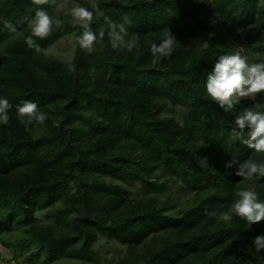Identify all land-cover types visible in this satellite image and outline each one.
Wrapping results in <instances>:
<instances>
[{
	"label": "trees",
	"instance_id": "trees-1",
	"mask_svg": "<svg viewBox=\"0 0 264 264\" xmlns=\"http://www.w3.org/2000/svg\"><path fill=\"white\" fill-rule=\"evenodd\" d=\"M92 2L103 13L91 24L94 50L77 42L70 60L49 52L81 35L72 3L92 11ZM38 7L63 21L47 39L33 37L39 52L25 43L27 22L17 23ZM125 16L126 39L139 37L132 52L110 42L109 21ZM0 18L17 27L0 22V98L12 105L0 124V264H20L22 253L8 259L16 243L30 246L25 264H264L252 243L264 221L218 219L239 190L264 202V177L225 167L264 163L232 135L245 108L264 111V94L225 111L205 88L222 55L264 63V0H0ZM169 31L174 51L154 55ZM25 100L47 114L43 125L17 119ZM100 237L119 243L111 255L95 248Z\"/></svg>",
	"mask_w": 264,
	"mask_h": 264
},
{
	"label": "clouds",
	"instance_id": "clouds-1",
	"mask_svg": "<svg viewBox=\"0 0 264 264\" xmlns=\"http://www.w3.org/2000/svg\"><path fill=\"white\" fill-rule=\"evenodd\" d=\"M150 2V0H149ZM31 3L37 6H43L55 3V0H31ZM92 11L87 7L78 6L71 10L73 23L79 25L82 29L81 35L77 42L79 47L88 53L94 50L98 36L92 30L91 24L96 15H103L97 3L92 2ZM27 22L31 35L25 40V43L34 48L37 52L41 51L40 46L33 40L36 37L39 40L47 39L52 35L53 28L60 29L63 27V21L53 18L43 8L38 7L32 17H23L17 23ZM4 27L9 32H17L15 24L2 20ZM131 21L128 17H123L122 23L109 21L110 25V42L112 49L116 51L126 50L132 52L139 47V37L126 39L128 37L127 24ZM212 35L211 33L209 34ZM104 36L103 30L99 33V38ZM178 41L168 32V35L158 45L153 43L151 51L154 55L161 57L170 56L174 51V46ZM73 70V69H70ZM206 92L215 102L225 111H231L234 105L240 103L242 99L249 98L255 101L257 95L264 94V63L249 62L246 55L241 51H237L231 55H222L218 58L212 71L208 74L206 84ZM12 105L6 98H0V124L7 125L9 123V111ZM17 119L22 124L43 125L48 116L40 111L37 104L25 100L16 108ZM247 129V138H244ZM232 135L240 139L247 147L253 149L256 153L264 154V111L257 110L255 104L251 108H245L243 112L235 119V128L232 129ZM233 164L237 165L235 175L242 177L244 180L253 181L257 178L264 177V163H257L253 160H246L237 164L235 160L225 164L226 168H231ZM236 199L230 209L221 212L218 219L224 222H231L233 216L245 221L247 225L260 223L264 221V202L259 200L258 194L253 189H242L237 191ZM216 216V212L210 213ZM257 253L264 252V235H258L252 241Z\"/></svg>",
	"mask_w": 264,
	"mask_h": 264
},
{
	"label": "rangeland",
	"instance_id": "rangeland-1",
	"mask_svg": "<svg viewBox=\"0 0 264 264\" xmlns=\"http://www.w3.org/2000/svg\"><path fill=\"white\" fill-rule=\"evenodd\" d=\"M78 7L75 3H72V9ZM201 43H204V40L200 41ZM77 48V38L74 34H69L58 40L55 44H53L49 48V52L54 53L58 56H60L64 60H70L75 55V51ZM178 114V113H177ZM130 189L133 192H140L142 190L141 186L139 184L135 186H130ZM39 217H41L43 220H47L45 213H39ZM13 240V239H12ZM14 242V241H13ZM119 243L117 242H109L106 238L100 237L99 241L96 242L95 248L100 250L105 255H111L114 251V249H117V246ZM16 250L12 249L13 251H10L9 254V260H11L12 256L18 253H22L18 256V261L20 264L24 263V255L25 252H28L30 246L23 245L22 243H16ZM3 264H12L10 261L3 262ZM57 264H81L78 260H60L57 262Z\"/></svg>",
	"mask_w": 264,
	"mask_h": 264
}]
</instances>
